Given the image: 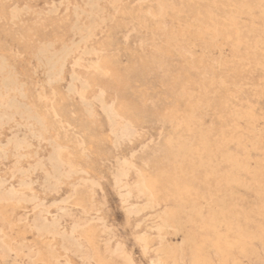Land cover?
Segmentation results:
<instances>
[{"label": "rangeland", "instance_id": "1", "mask_svg": "<svg viewBox=\"0 0 264 264\" xmlns=\"http://www.w3.org/2000/svg\"><path fill=\"white\" fill-rule=\"evenodd\" d=\"M0 264H264V0H0Z\"/></svg>", "mask_w": 264, "mask_h": 264}, {"label": "bare ground", "instance_id": "2", "mask_svg": "<svg viewBox=\"0 0 264 264\" xmlns=\"http://www.w3.org/2000/svg\"><path fill=\"white\" fill-rule=\"evenodd\" d=\"M226 61V60H225ZM253 61V60H252ZM198 75V74H197ZM2 83V82H1ZM75 87V86H74ZM10 98V97H9ZM14 107V106H13ZM238 141H239V139H238ZM5 147V146H4ZM64 151V150H63ZM60 153V152H59ZM58 158H60V157H58ZM15 194V193H14ZM14 196H17V195H14ZM9 198V197H8ZM179 223V222H178ZM51 228V227H50ZM129 260V259H128Z\"/></svg>", "mask_w": 264, "mask_h": 264}]
</instances>
